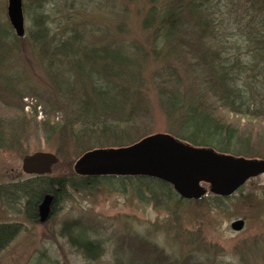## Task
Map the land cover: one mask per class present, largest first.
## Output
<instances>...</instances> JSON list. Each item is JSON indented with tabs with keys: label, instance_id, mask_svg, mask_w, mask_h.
Instances as JSON below:
<instances>
[{
	"label": "rangeland",
	"instance_id": "obj_1",
	"mask_svg": "<svg viewBox=\"0 0 264 264\" xmlns=\"http://www.w3.org/2000/svg\"><path fill=\"white\" fill-rule=\"evenodd\" d=\"M253 1L209 2L219 21L215 33L218 49L236 52L239 48L244 53L241 31L248 24L264 20L263 9L254 7ZM6 7L7 0H0V85L14 86L17 93L25 95L18 100V94L13 93L5 100L0 94V132H7L8 138L17 141L0 147V187L29 180L30 175L21 167L22 157L36 151L58 156L49 176L63 178L66 187L59 195L53 217L43 222L27 215L23 197L5 196L0 190V223L19 227L0 250V264H137L143 256L136 245L142 240L153 243L181 264H264V173L252 176L234 194L218 201L211 195L182 200L177 194L170 197L159 193L154 198L146 189L139 195L129 181L119 189L116 181L90 188L73 187V164L83 147L64 132L65 127H57L59 123L64 125L74 101L68 102L67 96L52 91V72L71 86L72 80L74 85L78 83L72 69L103 73L108 67L104 62L107 51L134 57L133 72L111 66L113 72L135 78L136 86L131 87L139 92L135 100L140 105L139 114L130 118L131 140L155 133L178 138L173 128L179 114L168 112L155 91L153 73L159 71L160 65L151 56V28L147 31L142 27L150 7L147 0H22L24 34L20 37L10 25ZM35 14L44 19L41 26L48 24L51 29L43 39L36 34ZM77 23L83 26L79 28ZM64 25L76 27L79 37H83L73 41L70 58L63 61L60 53L55 57L57 61L49 62L47 55L55 51L52 44L58 40L55 33ZM241 59L240 63L247 62L248 55ZM94 98L92 106L108 99L96 94ZM219 115L238 130V148L241 140H247L248 151L262 149L263 153L256 155L264 157V120L225 109L219 110ZM91 147L98 148L95 144ZM237 219L244 222L239 231L230 227ZM68 225L73 227L71 233ZM76 234L100 244L98 254L86 256L71 241L70 236Z\"/></svg>",
	"mask_w": 264,
	"mask_h": 264
},
{
	"label": "trees",
	"instance_id": "obj_2",
	"mask_svg": "<svg viewBox=\"0 0 264 264\" xmlns=\"http://www.w3.org/2000/svg\"><path fill=\"white\" fill-rule=\"evenodd\" d=\"M147 1L150 7L143 17L142 27L144 30L151 28V56L160 65L157 71L159 73H153L156 95L160 101H163L168 112L179 114L174 123L177 124L173 128L174 135L193 146L206 147L234 156L258 158L259 155L256 154L263 153V150L248 151L247 140L244 142L241 140L239 148L237 147L238 130L235 126L223 121L219 110L225 109L228 113L264 120V20L260 19L248 24L244 32L241 31L243 47H246L244 53L239 52V48L235 52L233 46L230 48L234 50L227 52L222 50V47L218 49V43L215 42V33L218 31L216 24L219 21L216 18L217 13L211 9L213 5L209 2L212 0ZM253 3L254 7L257 6L264 11V0H254ZM42 22H44L42 16L35 14L34 23L38 26L36 34H39L40 39L45 38L48 33L51 34L48 24L41 26ZM75 25L79 28L83 26L78 23ZM79 32L80 30L70 25H64L62 30L57 31L55 34L58 40L52 44L55 51L52 50L51 54L47 55L48 61H57L55 57L60 53H62L60 58L63 61L70 58L73 41L83 37H79ZM84 32L86 33V30ZM106 33L108 34L107 31ZM116 53L119 52L105 53L107 55L104 62L108 67L101 74L93 70L89 72V69L87 73L80 72L78 69L70 70L75 71V79L78 81L75 85V81L72 80L71 86H68L61 78L51 73L55 82V89L53 88L52 91L64 97L67 96L65 100L68 102L72 99L74 101V109L67 115L64 125L59 123L57 127H60L59 125L65 127V133L71 135L77 143L79 140L83 153L93 149L91 145L94 144L98 148H117L130 145L142 138L131 140L133 135L129 133L133 129L130 118L139 114L140 109V105L135 103L139 93L136 91L137 88L136 90L133 88L136 86L135 78L112 71V67L117 66L133 72L136 60L132 56L122 57ZM243 55H248V60L240 63ZM160 71L164 76L161 77ZM139 77L140 75L137 77L138 80ZM1 93L3 97L5 96V100L8 97L11 98L13 93L18 94V100L25 95L17 93L14 86L0 85ZM93 94L106 95L108 99L106 103L104 101L101 105L92 106L95 100ZM107 94H113V96L108 97ZM45 124L50 126L48 123ZM51 127L53 129V126ZM0 141L1 147L6 143L12 145L16 140L14 137L8 138L7 132L1 131ZM62 148L60 146V150ZM67 179L65 180L68 184ZM63 180L60 177L41 175L21 183L3 185L0 190L4 192L3 195L6 194L5 196L15 194L14 196L23 197L27 204V215L31 218L35 216L38 218L39 203L44 196L51 195V215L48 217L50 219L54 215L59 195L66 187ZM111 181L119 184L118 189L129 181L138 190L139 195L146 189L154 198L159 193L170 197L177 196L167 182L143 176L76 175L73 187L75 189H82L85 186L90 188L97 183ZM211 197L215 201L222 199L217 196ZM68 230L71 233L73 227L68 225ZM18 231L19 227L16 224L0 223V250L14 238ZM70 238L86 256L94 257L98 254L100 244L91 242L89 237L76 234V237L70 236ZM135 242L136 240L133 243ZM136 248L143 256L142 258L139 255L142 260L139 258L137 264H181L148 241L142 240ZM182 264L191 263L184 261Z\"/></svg>",
	"mask_w": 264,
	"mask_h": 264
},
{
	"label": "water",
	"instance_id": "obj_3",
	"mask_svg": "<svg viewBox=\"0 0 264 264\" xmlns=\"http://www.w3.org/2000/svg\"><path fill=\"white\" fill-rule=\"evenodd\" d=\"M6 12L16 36L24 34L22 0H7ZM59 158L52 152L36 151L22 157L27 174H49ZM80 176H144L171 184L181 198L199 199L208 190L226 197L248 179L264 173V159L217 153L210 148L194 147L170 134L155 133L121 147L94 148L73 164ZM204 184V185H203ZM52 196L46 195L38 206L43 222L51 215ZM243 220H233L231 229L241 230Z\"/></svg>",
	"mask_w": 264,
	"mask_h": 264
},
{
	"label": "flooded vegetation",
	"instance_id": "obj_4",
	"mask_svg": "<svg viewBox=\"0 0 264 264\" xmlns=\"http://www.w3.org/2000/svg\"><path fill=\"white\" fill-rule=\"evenodd\" d=\"M35 176H37V175H32V176H30V178H33V177H35ZM33 219H34V220H37L38 218L35 216Z\"/></svg>",
	"mask_w": 264,
	"mask_h": 264
},
{
	"label": "bare ground",
	"instance_id": "obj_5",
	"mask_svg": "<svg viewBox=\"0 0 264 264\" xmlns=\"http://www.w3.org/2000/svg\"><path fill=\"white\" fill-rule=\"evenodd\" d=\"M38 218H39V216H38Z\"/></svg>",
	"mask_w": 264,
	"mask_h": 264
}]
</instances>
